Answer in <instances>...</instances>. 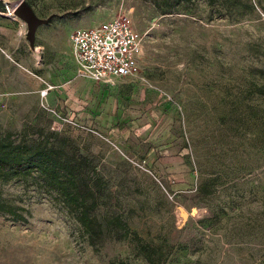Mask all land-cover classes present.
Wrapping results in <instances>:
<instances>
[{
  "label": "rangeland",
  "instance_id": "374dc122",
  "mask_svg": "<svg viewBox=\"0 0 264 264\" xmlns=\"http://www.w3.org/2000/svg\"><path fill=\"white\" fill-rule=\"evenodd\" d=\"M19 1L50 17L32 51ZM117 16L139 74L94 82L68 34ZM0 138L87 158L90 216L129 231L95 252L38 177L0 179V264H264V0H0Z\"/></svg>",
  "mask_w": 264,
  "mask_h": 264
},
{
  "label": "trees",
  "instance_id": "16d2710c",
  "mask_svg": "<svg viewBox=\"0 0 264 264\" xmlns=\"http://www.w3.org/2000/svg\"><path fill=\"white\" fill-rule=\"evenodd\" d=\"M89 160L84 156H68L60 146L14 143L0 138V179H24L38 177L48 194L53 195L62 209L74 219L79 235L93 251H97L98 237L102 228L116 229V240H127L129 231L120 216L97 221L89 214L87 200L92 192L85 188L83 177L78 170L88 168ZM91 175L94 169L88 170ZM93 201L91 202V204ZM16 209L7 207L0 212L13 216L14 220H24Z\"/></svg>",
  "mask_w": 264,
  "mask_h": 264
},
{
  "label": "built area",
  "instance_id": "2783aa9c",
  "mask_svg": "<svg viewBox=\"0 0 264 264\" xmlns=\"http://www.w3.org/2000/svg\"><path fill=\"white\" fill-rule=\"evenodd\" d=\"M67 40L79 71L94 82L106 84L115 78H136L139 74L140 36L126 16L112 17L92 27L75 28ZM52 113L56 124L65 122L60 115Z\"/></svg>",
  "mask_w": 264,
  "mask_h": 264
},
{
  "label": "water",
  "instance_id": "95a60500",
  "mask_svg": "<svg viewBox=\"0 0 264 264\" xmlns=\"http://www.w3.org/2000/svg\"><path fill=\"white\" fill-rule=\"evenodd\" d=\"M12 15L20 20L25 25V34L24 38L28 44L29 49L32 51L34 43V34L36 29L39 26L45 25L48 23L50 17L47 18H38L34 15L31 8L24 2L19 1L12 10Z\"/></svg>",
  "mask_w": 264,
  "mask_h": 264
},
{
  "label": "crops",
  "instance_id": "0c3cea01",
  "mask_svg": "<svg viewBox=\"0 0 264 264\" xmlns=\"http://www.w3.org/2000/svg\"><path fill=\"white\" fill-rule=\"evenodd\" d=\"M68 41V40H67ZM116 79H119V78H115V79H112L111 82L115 81ZM127 79H134V78H127ZM104 84V83H103Z\"/></svg>",
  "mask_w": 264,
  "mask_h": 264
}]
</instances>
